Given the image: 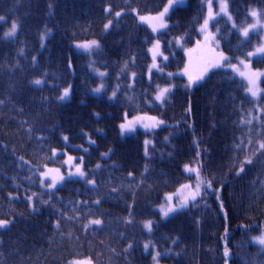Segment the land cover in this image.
Returning a JSON list of instances; mask_svg holds the SVG:
<instances>
[{
  "label": "trees",
  "instance_id": "obj_1",
  "mask_svg": "<svg viewBox=\"0 0 264 264\" xmlns=\"http://www.w3.org/2000/svg\"><path fill=\"white\" fill-rule=\"evenodd\" d=\"M168 1L0 0V220L10 221L0 228V264H153L156 252L165 264H264V248L253 242L264 231V95L255 101L245 81L223 68L191 87L170 78L183 66V49L200 37L207 5L187 0L154 34L138 17ZM228 2L236 27L219 19L213 28L238 62L258 38H243L238 27L252 20L251 10L264 12V0ZM44 18L51 32L42 41ZM13 22L20 29L7 39ZM156 39L168 56L162 72L149 71ZM93 40L98 48L75 49ZM253 65L264 68V58ZM170 80L175 89L156 102L157 87ZM69 86L70 97L60 100ZM139 114L164 124L123 136L120 124ZM60 150L83 155L95 185L67 180L44 189L39 174L61 165ZM185 165L197 167L211 188L163 218L156 206L195 178Z\"/></svg>",
  "mask_w": 264,
  "mask_h": 264
},
{
  "label": "rangeland",
  "instance_id": "obj_2",
  "mask_svg": "<svg viewBox=\"0 0 264 264\" xmlns=\"http://www.w3.org/2000/svg\"><path fill=\"white\" fill-rule=\"evenodd\" d=\"M186 2H187V0H182V2L175 4V5L173 6V8L170 9L169 13L166 15L164 22H165L166 24H168V22H169V15L171 14V12H172L176 7L186 4ZM210 2H211V13H212V19L209 20V24H208L207 31L204 32V31H201V26L203 25L205 19H208V18H209V3H210ZM168 4H169V1L166 3V5L164 6V8H165L166 6H168ZM225 4H226V6H227V10H226V12H225V11H221V6H222V5H225ZM206 5H207V14H206V17H205L203 23H202L201 26H200L201 38L198 39V41H199L200 43H199V45H198V44H197L198 41H197L194 45H192V46L189 45L190 47L187 46V47H185V48L183 49V52H184V62H183V66H182L181 69L178 70V71L167 72V73H172V74H173L172 76H169L170 78H171V77H182L183 79L180 78V79H182V80H181L182 82L187 81V76L184 74V69H185L186 65H189V64H190V68H191V71L193 72V74L198 73L199 70H200V68L203 66V64H204L207 60L211 59L212 56H213V53H212L211 51H209V47H211L212 49H215V52H223V53H224V51H222V50L220 49L219 44H218V46H217L215 43H212L210 46H209V45H206V44H205V36H206V35H209V34L214 35L216 41H218V38H217V30H214V28H213V24H214L216 21H218V19H219L220 17L225 18L227 21H230L231 24H233V25L236 26V23H235V21H234V19H233V16H232V13H231V10H230V4H229L228 0H206ZM108 8H110L109 5H106V6H105V10L108 9ZM164 8H163L160 12H162V11L164 10ZM160 12H158V13H156V14H148V15H144V16H153V17H155V16H157ZM120 13H121V14H124L125 12L120 11ZM229 17H231V19H229ZM260 19H261V24L258 25L257 28L254 29V30L250 29L249 36L252 35V34H255L256 36H258V38H257V41H256V40L254 41V44H256V45H255L254 48H253L252 50H250L249 52H253V53H255L256 48L260 47L261 45H264V19H263L262 17H261ZM141 22H143V21H141ZM143 23L146 24V25L150 28V30L152 31V27H151V25H150L149 23H147V22H143ZM254 23H256V20L252 17L251 22L248 23V24H246L245 26H243V27L240 29V31H241L240 34L242 33L241 35H242L243 38H247V37L243 36V29L246 28V27H248V26L251 25V24H254ZM9 29H10V27L5 31V33L8 32ZM19 29H20V26L18 27V30H19ZM18 30H17V32H18ZM164 30H165V29H160V30H158L157 32H153V31H152V33H154V34H158V33H160L161 31H164ZM4 36H5V35H4ZM5 38L10 39V38H12V37H6V36H5ZM157 40H159V39H156V40L151 44V46H150V48H149V55H150V57H151V62H150V69H151V72H155V71H159V72H160L159 68H162V62L165 61L164 57H167V58H168V56L164 53V51H163V47H162V43H161V41L159 40V42H160V48H159V51H160L163 55H162V56L158 55L157 58H156V63L159 65V68H152V64H153V54H152V51H150V49H152L153 45L155 44V42H156ZM176 41H177V43H178L179 45L181 44V39H177ZM85 43H86V42H85ZM85 43H76V45H75V49H77V50L79 49V50H82V51H87V49H84V48H82V47H78V45H82V44H85ZM93 49H94V48H93ZM91 50H92V49H91ZM189 50H192V51L189 52ZM224 55L227 56L225 53H224ZM227 57H228V56H227ZM228 58H229V57H228ZM262 58H264V53H258V54H255V55L251 56V57L248 56L247 59L239 60L238 62H234V63H232V62L228 61V66H227V67H217V68H218V69H222V68L229 69V70L231 71V72H230L231 75H234V76L238 77L239 79H242L243 81H245V83H246V85H247V88H248V81H247L246 77H242V76H240L239 72H236L235 70H233V69L231 68L230 65H236V66L239 68L240 72L261 73V75L257 78V89H258V95H257L256 97H253V96L248 92L249 95H250L255 101H258V100L262 97V95L264 94V87H263V84H262L263 81H264V68H257V67H254L253 64H252V62H253V60H255V59H262ZM240 61H243L244 64H247L249 67H248V68H245V67L243 66V64L239 63ZM217 68H212V69H210V70L205 74L204 78L208 75V73H209L211 70H214V69H217ZM163 71H164V70H163ZM204 78H203V79H204ZM176 79H178V78H176ZM203 79H202V80H203ZM178 80H179V79H178ZM202 80H201V81H202ZM175 81H177V80H170L169 83H167L166 85H160V86H158V87H159V88H164V87L173 86V87H172V90H174V89H175V83H174ZM181 81H180V82H181ZM201 81H199V82H201ZM199 82H198V83H199ZM196 84H197V83H196ZM194 85H195V84H194ZM158 87H157V91H158ZM172 90H171V92H172ZM171 92H170V93H171ZM170 93L166 96L165 99L168 98V96L170 95ZM156 94H157V92H156ZM155 96H156V95H155ZM69 97H70V95H69ZM69 97H68V98H69ZM68 98H67V99H68ZM155 101L158 102V103H162V101H158V100H156V99H155ZM136 117L155 118V120H154V121H150V120H148V119H144L142 122H139V123H136V124H135V130H134V131H131V132H125V133L122 134L123 136L133 135V134L138 133L139 131H142V132H151V131H153V130L159 128L160 126H162V125L164 124V122H163L160 118H158V117H156V116H153V115H148V114H140V115H136V116H132V117H127L122 123H125L126 121H132V120H133L134 118H136ZM155 121H162V123H160L159 126L154 127V128L146 129V128L143 127V123H154ZM122 123H121V124H122ZM121 124H120V125H121ZM146 142H148V137L146 138ZM60 151H62V150H60ZM58 153H61V152H58V151H57L56 154H58ZM69 157H72L73 159H72V160H69ZM77 166H79V167L83 170V172L85 173L84 177H81V176H79L78 174H76V168H77ZM188 166H189V165H188ZM189 167H191V168H197V167H194V166H189ZM56 169L59 170V173H56V172H55ZM184 169H185V168H184ZM48 170H52V171L49 173L48 176H43V173H44L45 171H48ZM185 171H186V170H185ZM186 172H187L188 174L195 175V178H194V180H192V181H190V180H189V181H186V182L183 183L182 185H191L192 188H191V189H183V188L181 187V186H182V185H181V186H180L179 188H177L175 191H173V192H171L170 194H168L167 196H169V195L172 196L171 203H172L173 205L179 204L180 201H181V199H182L183 197L187 196V195L189 194L190 191L195 190V185H196V183H197V177H196V174H195V173H190V172H188V171H186ZM39 175H40V181H41V184L43 185V187H44L45 189H47V190H50V191H53V190L57 189L58 187H60L61 185H63L64 182L67 181V180H82V181H86L89 185H92V186L94 185L93 183H89V182H88V181H94V180H93V179H88V178H87V171H86L85 166H84V156H83V155H75V154H72V153H67V154H66V157L64 158V160H63V162H62V164H61L60 166L49 167V168L45 169L44 171H42ZM57 175H63V176H64V179H63L62 181H58L55 187H50L49 185H51V183H52V177H53V176H57ZM199 175H200V179L204 182V183H202V185H201V193H202L203 189L208 188V187H207V182H205V181L203 180V178H202V175H201L200 170H199ZM42 181H43V182H42ZM167 196H166V198H167ZM199 197H200V196H199ZM197 198H198V197H197ZM191 203H192V201H190L189 204H188V206H187L186 208H184L183 210L187 209ZM167 204H168V201H167V199H165V201H164L162 204L158 205V210H159V212H160V207H161L162 205L166 207ZM183 210H181V211H183ZM160 213H161V212H160ZM176 213H177V212H176ZM176 213L170 214L168 217L173 216V215L176 214ZM161 215H162V214H161ZM162 217H163V218H168V217H164L163 215H162ZM262 233H264V231H262ZM260 235H261V234H260ZM260 235H258V236H260ZM255 237H257V236H255ZM253 242L256 243L254 240H253ZM256 244L259 245L258 243H256ZM259 246L262 247L261 245H259ZM262 248H264V247H262ZM72 261H76V260H72ZM72 261H70V262H72ZM80 261H90V260H88V259H80ZM70 262H69L68 264H70ZM90 262H91V261H90ZM91 264H93V263L91 262ZM153 264H156V262L154 261ZM159 264H165V263H162V262L160 263V262H159Z\"/></svg>",
  "mask_w": 264,
  "mask_h": 264
},
{
  "label": "snow or ice",
  "instance_id": "obj_3",
  "mask_svg": "<svg viewBox=\"0 0 264 264\" xmlns=\"http://www.w3.org/2000/svg\"><path fill=\"white\" fill-rule=\"evenodd\" d=\"M182 2V0H169V4L168 6H166L164 8V10L162 12H160L157 16L153 17V16H140L139 19L143 22H147L151 25L152 27V31L153 32H157L160 29H166L169 27V25H167L164 20L166 15L169 13L170 9L173 8V6L177 3ZM227 10V6L222 5L221 6V11H225ZM106 11H110V9H106ZM250 16L253 17L256 20V23L249 25L248 27L243 29V36L248 37L249 36V32L250 29L254 30L257 28L258 25L261 24V16H264V12L258 11V10H251L250 11ZM117 17H119L121 15L120 12H117L115 14ZM4 17H0V20H3ZM212 19V13H211V2L209 3V18L205 19L203 25L201 26V31L206 32L207 28H208V24H209V20ZM229 19H231V17H229ZM112 24V21H109L107 24L104 25L105 30H107ZM235 26V25H234ZM19 25L16 22H13L11 24V27L9 29L8 32L5 33L6 37H14L17 34V30H18ZM48 32H51V29H48L44 34L41 35V40L43 41V39L45 38V36L48 34ZM199 41L197 42V44L199 45ZM212 43H215L217 46L219 44L218 41H216L215 36L214 35H206L205 36V44L206 45H211ZM78 47H82L84 49L87 50H91L93 48H98L99 47V43L98 41H90L87 42L85 44L82 45H78ZM160 48V42L159 40H157L155 42V44L153 45L152 49H150V51H152L153 54V64H152V68H159V65L156 63V58L158 55L162 56L163 54L159 51ZM192 50H189V52H191ZM209 51H211L213 53V56L211 59L207 60L203 66L200 68L199 72L196 74H193V72L191 71L190 68V64L186 65L185 69H184V74L187 76V87H191L192 85L198 83L199 81H201L205 74L212 68H217V67H227L228 66V60L229 58L227 56L224 55L223 52H215V49H212L211 47H209ZM258 53H264V45H261L260 47L256 48L255 53L253 52H249L247 55L249 57L258 54ZM165 60H167V57H164ZM33 62H35V57L33 58ZM239 63L243 64V66L245 68H248L249 66L247 64H244L243 61H240ZM231 68L233 70H235L236 72H239L240 76L242 77H246L247 81H248V88L247 91L253 96L256 97L258 95V89H257V78L261 75V73H253V72H240L239 68L236 65H230ZM159 70L162 72L163 69L159 68ZM151 72V69L149 70ZM101 76L104 75V73H100ZM136 74L133 73V76H135ZM168 76H172V73H167ZM32 83H34L35 85H41L42 83H44V81H42L41 79H36L34 80ZM103 85H101L100 87L94 89L93 91L96 93L101 92ZM173 86H169V87H164V88H159L158 87V91L157 94L155 96V99L158 101H164L166 96L171 92ZM70 90H71V86L66 87L63 89V92L61 93L59 99L60 100H65L69 97L70 95ZM116 93L113 92V97H115ZM0 103H2V101H0ZM98 115V114H97ZM144 119H148L150 121H154L155 118H144V117H136L134 118L132 121H126L125 123H122L120 125V130L121 133H125V132H131L135 130V124L142 122ZM243 122V121H242ZM162 123V121H155L154 123H143V127L146 129L149 128H154L159 126V124ZM248 123H251V121H248ZM64 140H67L68 137H63ZM94 143V141H93ZM148 142H146L147 145ZM260 149H264V143H261L259 145ZM147 151V149H146ZM105 155H107V153H105ZM72 157H69V160H72ZM247 163H252L251 159H248L246 161ZM99 167V165L97 166ZM185 170L190 172V173H195L196 177H197V183L195 185V190L190 191L189 194L185 197H183L180 201L179 204L173 205L171 203L172 200V196L169 195L167 196V201L168 204L167 206H161L160 207V212L164 217H168L170 214L179 212L181 210H183L184 208H186L189 204L190 201L195 202L197 197H199L201 195V185L202 183H204L201 179H200V175H199V169L198 168H191L188 165H185ZM52 170H48L45 171L43 173V176H48L49 173ZM240 171H243V165H241ZM56 173H59V170L56 169L55 170ZM76 174H78L81 177H84L85 173L83 172V170L77 166L76 168ZM239 174V173H238ZM64 179L63 175H57V176H53L52 177V183L51 185H49L50 187H55L58 181H62ZM43 182V181H42ZM89 183H95V181H88ZM183 189H191L192 186L191 185H182L181 186ZM207 187L211 188V182H207ZM29 200H31V197H29ZM97 203H99V201H97ZM10 223L9 220H0V228H4L6 227L8 224ZM102 221L97 219V220H93L90 221L89 224H96L99 225L101 224ZM152 225L153 222L152 221H146L144 223V227L148 230L151 231L152 230ZM85 227H88V225H86ZM225 236H227V229L225 230ZM253 240L258 243L259 245H261L262 247H264V233H261L260 236L257 237H253ZM151 242H147L144 244V248L147 250L149 248V244ZM230 252L228 247L225 245L224 247V252L223 255L225 258H227L229 256ZM160 256L159 252H156L155 255L153 256V260L156 262V264H159L158 261V257ZM70 264H91L90 261H80V260H76V261H72L70 262Z\"/></svg>",
  "mask_w": 264,
  "mask_h": 264
},
{
  "label": "bare ground",
  "instance_id": "obj_4",
  "mask_svg": "<svg viewBox=\"0 0 264 264\" xmlns=\"http://www.w3.org/2000/svg\"><path fill=\"white\" fill-rule=\"evenodd\" d=\"M41 16H45V14H40ZM43 22H44V29H48V27H49V25H48V21L44 18L43 19ZM71 50H73L72 48H71ZM187 83H188V80H187ZM96 89V88H95ZM94 90V89H93ZM92 90V91H93ZM94 92V91H93ZM210 107V106H209ZM61 153H63V154H61ZM61 153H58V154H56V156L57 155H61V159H60V162H61V164H62V162H63V160H64V158L66 157V154L68 153L67 151H61ZM105 153H107V155L109 154V151H107V150H104V152H103V154L105 155ZM5 195H3V194H1L0 193V208H4V205H5V203H4V200H5ZM156 210L159 212V210H158V206H156ZM160 213V212H159ZM160 215H161V213H160ZM162 216V215H161Z\"/></svg>",
  "mask_w": 264,
  "mask_h": 264
}]
</instances>
